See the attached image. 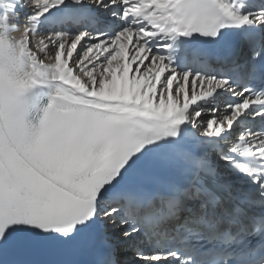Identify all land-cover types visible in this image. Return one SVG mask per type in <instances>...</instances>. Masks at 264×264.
I'll return each mask as SVG.
<instances>
[{
	"label": "snow or ice",
	"instance_id": "1",
	"mask_svg": "<svg viewBox=\"0 0 264 264\" xmlns=\"http://www.w3.org/2000/svg\"><path fill=\"white\" fill-rule=\"evenodd\" d=\"M0 264H264V0H0Z\"/></svg>",
	"mask_w": 264,
	"mask_h": 264
}]
</instances>
